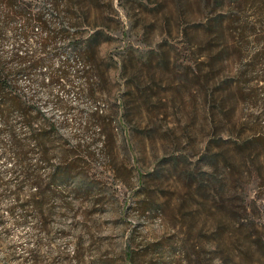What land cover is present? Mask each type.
<instances>
[{
    "label": "rangeland",
    "instance_id": "1",
    "mask_svg": "<svg viewBox=\"0 0 264 264\" xmlns=\"http://www.w3.org/2000/svg\"><path fill=\"white\" fill-rule=\"evenodd\" d=\"M42 2L0 42V264H264V0ZM208 145L226 213L186 179Z\"/></svg>",
    "mask_w": 264,
    "mask_h": 264
},
{
    "label": "trees",
    "instance_id": "2",
    "mask_svg": "<svg viewBox=\"0 0 264 264\" xmlns=\"http://www.w3.org/2000/svg\"><path fill=\"white\" fill-rule=\"evenodd\" d=\"M40 3L44 0H38ZM22 0H0V42L2 41L3 29L5 24L9 19L14 17H20L23 20V25L21 31L23 34H26L30 26V20L36 19L40 26H44V19L41 15H36L34 18L30 19L25 12V8L21 5ZM44 3V2H42ZM39 45L44 47V37L38 40ZM89 45V40H86L85 46ZM13 73L12 69L8 66L7 61L0 51V113L5 114L9 112L12 108H20V112L23 115L22 102L20 96L13 94L11 89V80L9 76ZM246 147L253 151V157H256V169L258 177L264 173V135L258 134L253 136L251 140L246 142ZM242 149V151L245 150ZM175 166L178 161H172ZM201 171L197 178H191L193 173H187L186 179L193 182L194 189L199 193L204 199H210L213 201V205L222 209L224 213L231 211L228 207L226 199H230L232 196L229 195L230 188L227 186L226 180L227 175H232L233 173V164L229 161L227 157L222 159V163L219 159V153L210 149L209 145L206 146L205 151L200 157ZM227 168L228 170H225ZM180 173L184 174L183 170H180ZM241 176V173L239 177ZM29 177V176H27ZM32 181L36 183V192L32 195L33 202L35 207L42 211V207L45 201L44 191L39 189L40 179L30 177ZM233 197H239L233 194ZM243 198L241 196L240 200L243 203ZM245 207V205H244ZM219 232L221 229L217 226L215 229ZM254 243L261 252H264V241L260 237L254 240ZM187 252V249L184 250V253Z\"/></svg>",
    "mask_w": 264,
    "mask_h": 264
}]
</instances>
